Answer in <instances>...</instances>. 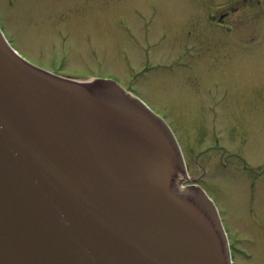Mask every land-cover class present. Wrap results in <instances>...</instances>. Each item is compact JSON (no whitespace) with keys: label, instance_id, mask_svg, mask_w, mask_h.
Wrapping results in <instances>:
<instances>
[{"label":"water","instance_id":"95a60500","mask_svg":"<svg viewBox=\"0 0 264 264\" xmlns=\"http://www.w3.org/2000/svg\"><path fill=\"white\" fill-rule=\"evenodd\" d=\"M185 178L142 100L35 66L0 27V264H232L215 204Z\"/></svg>","mask_w":264,"mask_h":264},{"label":"rangeland","instance_id":"374dc122","mask_svg":"<svg viewBox=\"0 0 264 264\" xmlns=\"http://www.w3.org/2000/svg\"><path fill=\"white\" fill-rule=\"evenodd\" d=\"M0 23L33 64L115 79L164 117L235 264H264V0H0Z\"/></svg>","mask_w":264,"mask_h":264},{"label":"flooded vegetation","instance_id":"af4514ba","mask_svg":"<svg viewBox=\"0 0 264 264\" xmlns=\"http://www.w3.org/2000/svg\"><path fill=\"white\" fill-rule=\"evenodd\" d=\"M223 15H225L223 18H220V22H224V20H225V18L229 15V13H225V14H223ZM222 15V16H223ZM225 151V150H224Z\"/></svg>","mask_w":264,"mask_h":264}]
</instances>
